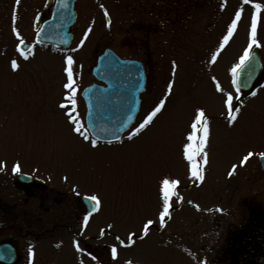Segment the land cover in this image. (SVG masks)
Masks as SVG:
<instances>
[{"label": "rangeland", "instance_id": "1", "mask_svg": "<svg viewBox=\"0 0 264 264\" xmlns=\"http://www.w3.org/2000/svg\"><path fill=\"white\" fill-rule=\"evenodd\" d=\"M45 2L19 0L17 6L16 0H0L3 170L10 172L18 164L20 172L75 189L79 194L95 195L100 201L97 221L112 235H104V242L115 248L119 263L226 264L217 259L211 262V258L223 245L227 224L239 221L246 202L264 208V175L257 172L254 159L264 153V79L249 93H237L229 71L248 46L255 11L257 43L249 51L259 52L264 76V0H180L179 12L160 25L165 31L150 39V63L145 64L147 87L133 126L118 143L96 147L73 131L75 125L66 113L77 117L84 130L85 108L80 93L95 82L91 68L108 41L122 58L145 59L144 54L130 51L132 37L125 39L115 27L129 29L130 22L146 19L141 10L145 0H79L72 46L64 52L34 47L25 53V59L16 46L21 40L33 41V17ZM98 3L106 8L107 17L98 11ZM255 4L260 5L259 10ZM237 11L241 15L236 28L220 48ZM82 20L96 22L88 37L81 36V29L88 25ZM13 26L19 39L12 32ZM66 56L73 60L75 111L64 99ZM13 60L18 65L16 70L11 67ZM225 93L233 96V109L239 108L231 125L223 104ZM161 100L164 104L160 112L129 139V133ZM62 103L65 108L60 107ZM197 109L203 111L209 130L203 152L195 157L199 167L207 153L202 181L190 177L183 154ZM249 152L253 155L244 160ZM165 177L178 181L169 210L179 211L171 214L162 231L150 229L143 234L145 224L151 225L161 217L159 181Z\"/></svg>", "mask_w": 264, "mask_h": 264}, {"label": "flooded vegetation", "instance_id": "2", "mask_svg": "<svg viewBox=\"0 0 264 264\" xmlns=\"http://www.w3.org/2000/svg\"><path fill=\"white\" fill-rule=\"evenodd\" d=\"M62 1L57 5V0H46L45 5H41L34 14L33 27L36 23L37 29L35 30H38L45 21H50L53 23L51 33H55L54 28H58L57 30L61 34L63 29L60 28L66 26L71 20L72 5L74 18L68 29L72 35L71 47L73 38L76 36L79 0ZM154 1L150 4L148 0H145L141 10L147 18L141 20L142 22H130L129 29L125 30L118 25L115 26L117 32H123L125 39L132 37V43L129 45L130 51H133V54H144L145 59L122 58L109 47H112V44L108 41L103 50L95 57L94 64L102 53L112 51L122 60L142 65L145 74V87H147L145 64L150 63V39L157 34L161 35L165 29L160 25H165L167 20H171L170 15L175 16L181 9L180 0ZM62 4H66V7H62ZM101 4L96 5L97 9L105 15L106 8ZM58 9L59 11H57ZM106 21L105 30L108 31L107 18ZM83 22L88 25L84 24L81 36H84L87 31L88 37L92 34L89 28H92L96 22L95 20L88 22L84 20ZM156 26H159L158 29H155ZM140 33H142V38H139ZM78 46L81 47V44ZM69 48L57 50L64 52ZM260 79H264V76H261ZM99 85L104 86L103 84ZM91 140L90 138L87 141L91 143ZM98 145L103 144L97 143L96 146ZM254 159L258 163L257 172L264 175V156L258 154ZM20 173L31 177V179L26 180L20 174H14L12 171H0V252L6 253V259L2 262L0 260V264H7L6 262L9 261H11L10 264H29V247L32 249L30 264H134L130 261L119 263L117 257L113 256L110 245L104 242V235L111 237L112 235L104 230L97 221L100 215V204L95 211L90 214L87 212L86 202L82 197L90 194L77 195L74 190L50 183L37 175ZM255 198L256 201H259L256 194ZM245 206L246 211L242 215L240 214L239 221L234 219L233 222L227 224L229 226L224 236L223 245L214 254V258H211V262L217 259L226 264H264V208L262 209L261 204L252 205L250 201L246 202ZM178 211V208L170 209L164 217H160L159 221H155L151 225L148 224V229L144 228L143 234L150 229L162 231L170 220L171 214ZM85 215H88L87 221L83 220ZM161 220H163L162 227ZM178 223L179 221L176 225ZM77 248L80 250L77 251ZM8 250L12 252L11 258ZM66 255L68 257H65Z\"/></svg>", "mask_w": 264, "mask_h": 264}, {"label": "water", "instance_id": "3", "mask_svg": "<svg viewBox=\"0 0 264 264\" xmlns=\"http://www.w3.org/2000/svg\"><path fill=\"white\" fill-rule=\"evenodd\" d=\"M73 18L74 13L71 6V20L66 26L60 28L63 29L62 33L59 34L58 30H56L57 33H51L50 24L52 22H47L36 34L35 44L67 47L72 39L68 29ZM29 47L31 48V44L24 42L21 44V51H28ZM108 54L99 58L98 64L92 71L94 78L105 83L106 87L101 88L93 85L82 92L87 109L86 127L90 135L102 143L118 141L121 135L129 129L138 112L140 95L145 93L144 74L140 64L121 61L116 56ZM247 63L250 71L246 74L247 86L240 90L243 93L253 89L260 77L261 63L257 50L250 53ZM113 132L118 133V140L113 137ZM8 251H10L11 258L12 252ZM6 263L10 264L11 261Z\"/></svg>", "mask_w": 264, "mask_h": 264}, {"label": "snow or ice", "instance_id": "4", "mask_svg": "<svg viewBox=\"0 0 264 264\" xmlns=\"http://www.w3.org/2000/svg\"><path fill=\"white\" fill-rule=\"evenodd\" d=\"M245 3H247V0H244ZM19 4V0H16V5L18 6ZM62 7H66V4H62ZM254 8L259 10L260 9V5L259 4H255ZM59 11V9L57 10ZM108 13L105 11V17H107ZM240 11H237L235 14V18L232 19L231 23L227 26V34L223 36V39L220 41V48L224 47V44L229 40V37L233 34V31L236 28L237 22L240 19ZM62 17V14H61ZM12 20L13 23H15L16 20V7L13 8V12H12ZM47 23V22H46ZM256 29H257V13L254 11L252 13V19H251V27L249 29V36H248V46L244 49L243 54L239 57V62L234 64L230 71L231 77H232V86L234 89H236L237 93L243 89L244 87L247 86V78H246V74L250 71L249 67H248V61L250 58V49H253V45H256ZM91 29L89 28V31ZM12 32L14 34L17 35V38L19 39V34L17 33V29L15 26H13L12 28ZM88 32L86 31L84 33V36L87 37ZM24 41L21 40L19 44H17V51L20 52V55L23 56L25 59H27V56L25 55L24 51H21V44H23ZM81 44H83V39L80 41ZM258 46V45H257ZM31 48H28V51H30ZM254 54V52H253ZM216 56L215 53L212 56V59L215 60ZM73 64V60L71 56H66L65 57V65L66 67L64 68V72L66 73L67 76V83H65L63 85V87L67 90V94L65 95L64 99L65 101H67L69 104H71V111H75V107H76V100H75V96H76V92L77 89L74 85V81H73V72H72V68L71 65ZM11 67L13 70H16L18 65L16 63L15 60H13L11 62ZM173 68H175V64H173ZM169 89L171 88V82H169L168 85ZM219 90V87H218ZM252 95H255V92L251 93ZM225 98L223 100V104L225 106V108L228 109V117H227V122L229 125H231L235 120H236V112L239 111V108H235L233 109V96L230 94L225 93L224 94ZM239 99V96H237V100ZM164 104V100H161L158 104H156V106L147 113V115L145 116V118L143 119V121L139 124V126L133 130V132L129 133V139L132 138V136L134 134H136L137 132H139L141 129H144L146 125H148L154 116H156V114L158 112H160L162 105ZM61 108H65L66 105L65 104H61L60 105ZM66 115H68L69 120L72 124L75 125V127L73 128V131L78 133L80 136L83 137L84 140H89L90 137L89 135L86 133V131L82 130L80 121L77 117H74L71 115V112L66 113ZM125 123H127V121H125ZM191 127V131L187 134V141L188 143L184 144L183 148H184V158L188 161L189 164V175L190 177H195L197 180L202 181L203 180V167L206 164V156L207 153H204V159H201L199 162V167L197 166V163L195 162V157L197 155H199L201 152H203L205 145H206V140L208 138V134H209V130H208V120L206 117H204V113L202 110L197 109L196 110V114H195V118L193 120V122L190 125ZM199 133V135H197ZM113 137L115 139H119V135L117 132H113L112 133ZM91 143L93 145V147L96 146L97 144V140L96 139H92ZM253 153L249 152L247 154V156L244 157V160H247L248 157L252 156ZM260 155L264 156V153H261ZM3 162H0V171L3 170ZM12 172L14 174H20L24 179H31V177L20 173V167L18 164H14L12 166ZM231 174V173H230ZM178 184L177 180H170L167 177L161 179L159 181V198L160 201L162 202V211L160 212V216L164 217L165 214L168 213L169 211V201L170 198L175 195V189L176 186ZM75 191V189H74ZM77 195H79V193H76ZM82 199L86 202V210L87 212L90 214L91 212L95 211L100 203V201L98 200V198L95 195H85L82 197ZM88 219V215H85L83 217L84 221H87ZM149 224L151 222H148ZM163 226V220H161V227ZM148 229V224H145V230ZM75 244V241L73 242ZM129 243H131V241H129ZM80 249L77 248V251H79ZM115 248L112 249V254L113 256H115ZM28 258H29V264L31 262V258H32V249L31 247H29L28 249ZM6 259V253L4 252H0V260H4Z\"/></svg>", "mask_w": 264, "mask_h": 264}]
</instances>
